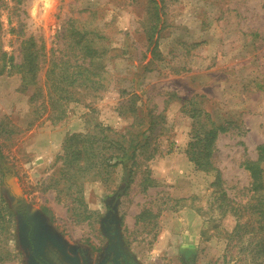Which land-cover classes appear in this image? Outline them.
I'll list each match as a JSON object with an SVG mask.
<instances>
[{
    "label": "rangeland",
    "instance_id": "rangeland-1",
    "mask_svg": "<svg viewBox=\"0 0 264 264\" xmlns=\"http://www.w3.org/2000/svg\"><path fill=\"white\" fill-rule=\"evenodd\" d=\"M148 2L0 0L5 59L19 62L29 37L57 56L67 21H91L107 50L109 80L98 96L81 92L78 102L63 107V119L54 121L46 117L54 111L43 98L30 102L34 87L22 89L20 76L6 66L0 75V166L11 170L8 180L21 197L86 264H100L109 212L131 264H264V217L257 202L264 198V160L257 194L242 167L264 143V0H156L159 23L151 45L144 39ZM38 75L42 85L43 70ZM133 94L139 98L130 114ZM193 112L200 116L192 118ZM205 113L225 129L211 143L215 170L207 172L186 155ZM151 120L150 141L157 148L152 159L139 153L137 164L126 161L88 176L77 195L60 175L67 137L102 124L143 140ZM5 178L0 264H23Z\"/></svg>",
    "mask_w": 264,
    "mask_h": 264
},
{
    "label": "trees",
    "instance_id": "trees-1",
    "mask_svg": "<svg viewBox=\"0 0 264 264\" xmlns=\"http://www.w3.org/2000/svg\"><path fill=\"white\" fill-rule=\"evenodd\" d=\"M146 12H148V25L144 30V39L151 45L159 23V9L156 0H149ZM90 24L91 21L78 24L74 20H68V30L62 35L64 46L58 51L57 56H54L53 53L50 55L44 53L43 45L38 46L32 37L22 41L19 62H15L12 56L5 59L4 53L0 55V75L8 66L7 72L12 70L20 76L22 89L34 87L30 102L41 97L46 106L54 111L52 116L47 114V119L62 120L64 117L63 107L70 102H78L81 92H90L98 96L105 91L106 85L109 83L103 65L107 50L98 39L102 36L96 28L90 29L88 26ZM153 44L155 45L156 42ZM154 49L155 46L151 53ZM42 70V85H40L38 73ZM135 98L139 97L133 94L130 98L131 102L128 104L127 111L130 114L136 112ZM42 103L41 107L44 111ZM190 116L197 118L200 113L193 112ZM204 118L207 121L204 120L202 125L198 124L193 140L188 143L186 155L195 166L207 172L215 170L209 159L211 143L217 133L225 129L222 125L215 126L210 122L206 113ZM144 121L141 119L140 125H143ZM151 123L152 120L146 128L148 135L143 140L138 139V134L127 135L125 129L116 130L102 124H95L88 133L67 137L63 142L62 155L59 158L63 167L60 170V175L69 182L70 188L75 189L77 195L80 193L82 180L88 176L97 177L107 168L124 164L126 161H131L132 165L137 164L139 153L147 161L152 159L157 148L150 141L154 129V124ZM256 151L257 158L255 160H245L242 164L243 169L249 175L251 190L254 194H257L256 191L262 187L261 162L264 160V143L258 145ZM0 159H2L1 153ZM9 173H11L9 168L0 166V184L2 177ZM216 177H219L218 172ZM257 202L258 212L261 217H264V198L259 197Z\"/></svg>",
    "mask_w": 264,
    "mask_h": 264
},
{
    "label": "flooded vegetation",
    "instance_id": "flooded-vegetation-1",
    "mask_svg": "<svg viewBox=\"0 0 264 264\" xmlns=\"http://www.w3.org/2000/svg\"><path fill=\"white\" fill-rule=\"evenodd\" d=\"M11 209L19 223V242L23 264H86L73 246H69L37 210L21 196L11 195ZM111 212L103 224L107 243L100 264H131L119 242ZM82 260V261H81Z\"/></svg>",
    "mask_w": 264,
    "mask_h": 264
},
{
    "label": "water",
    "instance_id": "water-1",
    "mask_svg": "<svg viewBox=\"0 0 264 264\" xmlns=\"http://www.w3.org/2000/svg\"><path fill=\"white\" fill-rule=\"evenodd\" d=\"M1 166H3V165H1ZM9 177H10V175L6 174V178L4 180V183H6L10 187V191H11L12 195L21 196V194H20L19 190L16 188V186L8 180ZM9 196H11V194H9Z\"/></svg>",
    "mask_w": 264,
    "mask_h": 264
}]
</instances>
